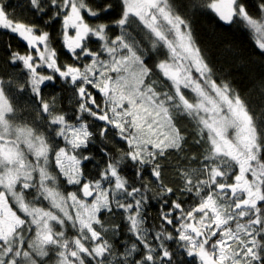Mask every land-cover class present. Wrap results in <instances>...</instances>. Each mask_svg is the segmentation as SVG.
<instances>
[{
    "label": "snow or ice",
    "instance_id": "snow-or-ice-1",
    "mask_svg": "<svg viewBox=\"0 0 264 264\" xmlns=\"http://www.w3.org/2000/svg\"><path fill=\"white\" fill-rule=\"evenodd\" d=\"M197 14L264 55V0H0V33L27 49L5 42L22 84L0 74V264H264V103L216 76ZM56 81L69 111L44 97ZM190 136L199 156L182 155Z\"/></svg>",
    "mask_w": 264,
    "mask_h": 264
},
{
    "label": "trees",
    "instance_id": "trees-1",
    "mask_svg": "<svg viewBox=\"0 0 264 264\" xmlns=\"http://www.w3.org/2000/svg\"><path fill=\"white\" fill-rule=\"evenodd\" d=\"M22 2L26 3V0H8L9 11L13 10L14 5H18ZM258 3L259 0H247L250 11L253 13H255V5ZM15 11L18 17L26 16L32 23L39 25L45 31H50L54 37L56 36V32L59 29V23H54L51 28H47L44 26L43 22L36 17L35 13L31 11L21 12L19 7H16ZM44 19H47V17H44ZM191 19L197 44L202 50H207L206 59L209 60V64L216 72V76L223 77L224 79L230 81L233 88L240 92L242 96L248 95L249 100L257 106L264 103V97L260 96L259 90L256 87L260 81L264 80V55L256 49L250 39V34L244 30L243 25L238 26L234 24L231 27L219 26L211 16H201L199 14ZM89 23H94V21L89 19ZM9 39L11 40L12 51H19L21 54L27 52L23 42L17 40L15 37L9 38L7 34L0 33V74L6 71L9 74V77L17 84H22L26 79V76L21 74L23 71L22 68L13 67L6 62L9 58V54L5 48V42ZM54 46L60 54L61 62L70 63L71 57L61 46L59 39L55 41ZM92 46L95 47V44ZM42 74H48V72H43ZM59 84L60 81H56V86L49 83L47 87H44V97L45 99H49L50 95H56L57 111H69L67 99L65 98L64 100H61L60 98ZM21 103L24 104L26 101L22 99ZM182 123L189 129V131H191V123L187 119L182 121ZM192 141L193 137L190 136L186 145L188 151L182 155H200L202 149L193 144ZM123 146L124 145L122 143H118L117 140L113 139L111 134H109L107 147L110 151ZM100 147H103V144L101 140L97 138L95 144L93 145V154L96 156L98 161L103 159L101 154L97 151ZM169 162L171 164H175L177 162V156L175 153H172L169 156ZM180 163L181 165H184L185 161L181 159ZM102 166L103 165L101 164V167ZM192 167H195V165H192ZM172 171H174V169H166L164 183L169 187H176L170 176ZM145 179L150 178L146 176ZM66 190L72 191L73 189L66 186ZM157 191L158 189L155 183L150 184L149 195L155 196ZM171 198L176 199V196H172ZM156 199L160 198L156 197ZM155 203L156 200L154 199L152 204L155 205ZM157 211V207L155 206L149 208V212L152 216H155ZM105 220L106 227H110L111 224H118L121 222L119 216H117L114 221L111 220L110 217L106 216ZM170 248L174 250V246L171 242ZM54 260L55 257L48 261V264H54Z\"/></svg>",
    "mask_w": 264,
    "mask_h": 264
},
{
    "label": "rangeland",
    "instance_id": "rangeland-1",
    "mask_svg": "<svg viewBox=\"0 0 264 264\" xmlns=\"http://www.w3.org/2000/svg\"><path fill=\"white\" fill-rule=\"evenodd\" d=\"M190 95V94H189ZM70 235H74V233H70Z\"/></svg>",
    "mask_w": 264,
    "mask_h": 264
}]
</instances>
